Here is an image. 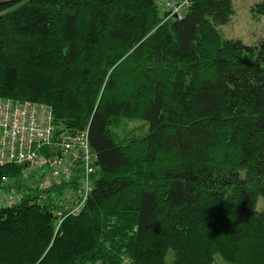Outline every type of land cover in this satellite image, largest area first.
<instances>
[{
	"label": "trees",
	"instance_id": "trees-1",
	"mask_svg": "<svg viewBox=\"0 0 264 264\" xmlns=\"http://www.w3.org/2000/svg\"><path fill=\"white\" fill-rule=\"evenodd\" d=\"M188 1L0 0V110L50 111L18 145L35 164H0V264H264V38ZM84 131L92 190L59 221Z\"/></svg>",
	"mask_w": 264,
	"mask_h": 264
},
{
	"label": "built area",
	"instance_id": "built-area-1",
	"mask_svg": "<svg viewBox=\"0 0 264 264\" xmlns=\"http://www.w3.org/2000/svg\"><path fill=\"white\" fill-rule=\"evenodd\" d=\"M161 2L168 16H181L183 12L181 8L185 5L186 8L189 4L188 0H161ZM25 115H27L26 120L23 118ZM47 118H50V111H47L41 104H25L24 107H15L12 110H7L6 107H3V109L0 110V164L5 162V160L34 162L33 156L29 153H25L18 145H26V149H28L30 143L34 139L31 134L37 132L39 124ZM70 141L71 143L67 144L69 148L79 147L78 152L71 150V153L73 158L75 157V160L81 157L82 163L84 164V174L83 177H78L77 180L73 182L72 179L67 178V175H69V168L73 165L72 161L74 159L63 166L62 177L65 186L63 187V192L60 193L62 197L58 202L59 207L56 210L59 221L67 215H75V213L80 212L85 205L87 195L92 190L91 177L88 173L92 169L90 163H92L94 156L89 152L86 131L77 134L76 132L73 133L72 136H70ZM43 162L44 160L42 159L40 163ZM53 167L55 166L48 167V172ZM68 179L69 181L71 180V183H67ZM50 183L48 178H40V180H38V184L41 185V187L50 185ZM3 197L6 198L4 202L9 204L11 196L6 194L3 195Z\"/></svg>",
	"mask_w": 264,
	"mask_h": 264
},
{
	"label": "rangeland",
	"instance_id": "rangeland-1",
	"mask_svg": "<svg viewBox=\"0 0 264 264\" xmlns=\"http://www.w3.org/2000/svg\"><path fill=\"white\" fill-rule=\"evenodd\" d=\"M260 1L261 0H232L233 12L226 23L218 25L219 32H221L222 36L227 39H239L248 46H258L264 38V14H256L250 7ZM185 6H183L181 10L184 9ZM36 163L39 164L40 162ZM262 205L263 202L259 204L260 207ZM214 264L232 263L218 257L215 259Z\"/></svg>",
	"mask_w": 264,
	"mask_h": 264
}]
</instances>
